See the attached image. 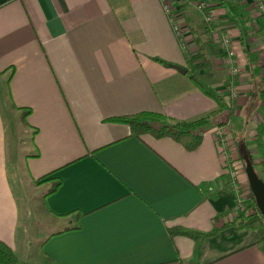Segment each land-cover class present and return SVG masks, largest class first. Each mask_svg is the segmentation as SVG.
<instances>
[{
	"label": "crops",
	"instance_id": "0c3cea01",
	"mask_svg": "<svg viewBox=\"0 0 264 264\" xmlns=\"http://www.w3.org/2000/svg\"><path fill=\"white\" fill-rule=\"evenodd\" d=\"M209 1L216 30L232 37L234 79L192 4L183 9L187 50L200 55L191 26L215 63L211 79L192 72L161 0H0V239L22 264H264L259 233L227 225L238 218V162L222 155L217 136L224 130L235 148L232 118L248 114L252 101L255 128L264 116V17L251 0ZM194 74L211 92L226 96L233 84L236 94L235 114L202 128L197 150L170 138L142 141L110 121L145 111L179 120L211 113L217 103ZM51 178L61 186L37 200L55 230L36 251L32 189L47 191ZM173 228L217 234L173 236Z\"/></svg>",
	"mask_w": 264,
	"mask_h": 264
},
{
	"label": "trees",
	"instance_id": "16d2710c",
	"mask_svg": "<svg viewBox=\"0 0 264 264\" xmlns=\"http://www.w3.org/2000/svg\"><path fill=\"white\" fill-rule=\"evenodd\" d=\"M201 2L208 5V12H211L212 8L214 6H211L209 3V0H200ZM225 0H219L218 4H215L216 6H226ZM186 6V5H185ZM184 6V7H185ZM183 7V9H184ZM260 16L264 17V13H261ZM206 25L205 27V33L210 37V39L215 37L216 31V25L214 23H204ZM190 31L192 34V37H194V40L198 44L200 55L196 57H192L187 50V42L184 37L178 38L180 45L185 51V54L188 58L189 63L192 66V69L195 72H201L203 71V74L208 78H213L215 76V63L213 59L208 57L205 51V45L202 42L201 37L197 34V31L190 26ZM197 62H201L200 65H196ZM193 83L202 90L205 94L212 97L215 102L217 103V108L212 111L211 113L194 119V120H179L174 117L162 114V113H156V112H141L134 115H127L122 117H116L110 119L111 122L115 123H123L127 124L130 127L131 134L142 141L145 136H152L156 139H162V138H170L180 145H182L187 151H195L197 150L202 142H203V136L200 132L202 128L209 125L212 120L216 119L220 115L226 113L229 114V116H233L236 112V98L227 100V97L231 95V90H227L226 96H221L217 93L211 92L207 89V87L195 76L193 75L191 77ZM229 80V82H228ZM227 85H230V79L228 78ZM31 114L30 108H24L21 109V120L25 124L27 121L28 116ZM237 140L239 141V137H237ZM237 143V141H236ZM255 144L258 150L261 153V161L258 163L254 161L253 154L249 148V145L246 141V139H242L241 143H239L238 152L240 156V160L243 162L250 158L254 167L257 168V166H261L263 169V172L261 173L258 171L259 176L264 180V116L262 118V121L257 124L255 128ZM48 181H50L51 186L48 188V190L43 194L44 199L56 192L58 188L62 184V180L59 178H51ZM247 212H242L241 215L238 216L237 219H235L232 222H228L227 225H233L235 224L238 229H249L257 231L260 235V243L264 244V218L260 214L256 201L254 196H252L250 199L247 200ZM250 210V211H249ZM227 213V212H225ZM223 213V214H225ZM230 213V211H229ZM71 215H74L78 221L81 218V214L79 212H72ZM72 229H80V225L77 224L75 227L66 228L61 232L69 231ZM171 235H184L188 237H194L198 234L203 235V237H212L217 234V231L214 230L210 233H200L191 229L187 228H173L170 230ZM0 264H22L19 260L18 256L16 255L14 249L5 241L0 239Z\"/></svg>",
	"mask_w": 264,
	"mask_h": 264
},
{
	"label": "built area",
	"instance_id": "2783aa9c",
	"mask_svg": "<svg viewBox=\"0 0 264 264\" xmlns=\"http://www.w3.org/2000/svg\"><path fill=\"white\" fill-rule=\"evenodd\" d=\"M163 4V8L165 13L167 14L170 24L172 26V29L176 36L178 38L184 37L187 35L186 32L188 31V28L186 26L185 16L183 12V7L188 4H192L195 6V8L201 13L203 17L204 23H213V13L208 12V5L201 2L200 0H161ZM252 6L259 11L260 13H264V0H251ZM217 31V30H216ZM215 38L218 40L220 45L225 49V55H224V61L226 65L225 68L227 69L228 76H230L231 79L236 78L239 75L240 68L236 63L235 60V50L233 47V41L232 37L228 33H220L217 31L215 33ZM231 95L226 96L228 100L234 99L236 97L235 94V88L233 87V84L230 85ZM228 89H226L227 91ZM227 94V93H226ZM218 140L222 139V134L225 135V131L220 129L217 132ZM224 147L219 145L220 152L222 155L227 157L228 151L226 149V144H223ZM238 167L234 168V170L231 171V175L233 180V187L236 191L237 196V205L244 204L248 199H250L253 196V193L251 191L250 186L246 184H242L238 182V174L237 173ZM245 201V202H244ZM242 205H240L241 207ZM240 207H237V209H240ZM243 209V207L241 208Z\"/></svg>",
	"mask_w": 264,
	"mask_h": 264
},
{
	"label": "rangeland",
	"instance_id": "374dc122",
	"mask_svg": "<svg viewBox=\"0 0 264 264\" xmlns=\"http://www.w3.org/2000/svg\"><path fill=\"white\" fill-rule=\"evenodd\" d=\"M230 1L233 2V3H237L238 2V0H230ZM192 72L195 73V71L193 69H192ZM196 77H198V76H196ZM204 84H206V83L204 82ZM226 93H227V91H226ZM258 102H260V100H258ZM259 105H260V106H258L259 109L261 107H264V97L262 98V104L259 103ZM255 106H256L255 101H252L251 106L248 108L250 111L248 109H246V111H245V113H248V114H245L241 119L232 118L231 123H233V126L230 127L231 130H229L228 136L230 137V139H232V136H231L230 133L232 132V130H234V132H236V141H237V143H236V147L235 148L232 147L233 144H231L232 148L229 147L230 145L228 144V140L226 139L227 138L225 136L226 134L225 135L222 134L223 142L226 144V149L228 151L229 159H230L231 163L238 162V164H236V165H238V169H237L236 172L237 173L239 172L238 179H239L240 175L244 174L245 178L244 177L243 178H244L245 183H247L246 185H248V186H250V184H249V180H248V177H247V174H246V160L244 162L242 160H240V156H239V152H238V148L237 147H239L238 145H239V143H241L242 139H246V141H247V143L249 145V148H250V150H251V152L253 154L254 161L257 162V163L259 161H261L260 160L261 159V155L259 153L258 148L256 147V144H255V123L252 122V119L255 116L254 114H255L256 110L253 111V112H251V111L253 109L257 108V106L256 107ZM259 112H262V111H259ZM221 120H222V122H220V124H222V125L224 123L227 124L228 121H229V114H226V118H222ZM237 123H242V127L246 126L245 130L242 131V129L240 128L241 125H236ZM237 137H239V141L237 140ZM232 140L234 142V138ZM30 142L32 143L31 140H30ZM233 157L235 158V160H232ZM255 169L257 171H260L261 173L263 172V169H262L261 166H257V168H255ZM242 184H244V183H242ZM36 188H37L36 190L32 189V191H33L32 194H33L34 201H35V204H36L37 222H36V225H35V233H36L35 234L36 235L35 242H36V251H37V249L40 246L39 241H40L41 235H47V234L53 232L55 230L54 229L55 226H54V224L49 223L48 216L44 215L41 203L37 200V198H38L37 194H41L40 197H42L43 193L47 189V185L41 184L40 186H36ZM240 205H242V206L240 207ZM236 207H240V209L236 208L237 212H238V216L241 215L242 212H244V211L247 212L248 211L247 210V207H248L247 201L244 204H239V203H238V205L236 204ZM242 207H243V209H241Z\"/></svg>",
	"mask_w": 264,
	"mask_h": 264
},
{
	"label": "water",
	"instance_id": "95a60500",
	"mask_svg": "<svg viewBox=\"0 0 264 264\" xmlns=\"http://www.w3.org/2000/svg\"><path fill=\"white\" fill-rule=\"evenodd\" d=\"M176 69L183 74L187 73V70L180 66H177ZM246 174L257 208L264 218V180L259 176L250 158L246 159Z\"/></svg>",
	"mask_w": 264,
	"mask_h": 264
}]
</instances>
